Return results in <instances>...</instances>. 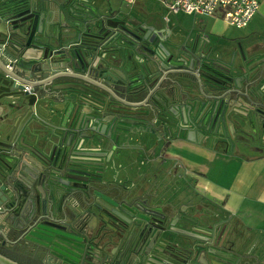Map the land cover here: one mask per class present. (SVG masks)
<instances>
[{
    "label": "water",
    "instance_id": "obj_1",
    "mask_svg": "<svg viewBox=\"0 0 264 264\" xmlns=\"http://www.w3.org/2000/svg\"><path fill=\"white\" fill-rule=\"evenodd\" d=\"M117 15L120 7L103 0H0V218L7 224L0 239L56 264H160L165 257L207 264L192 254L199 246L170 241L173 233L200 235L160 222L154 209L131 208L129 193L105 179L108 160L89 155L120 152L131 133L162 134L172 115L182 130L190 121L200 131L234 126L245 138L259 136L264 64L237 66L212 48L188 46L184 35L149 40L153 48L125 58L124 45L134 46L118 32L128 31L106 24ZM64 78L85 82L81 98L62 93L74 87L52 86ZM97 90L117 105L99 111L95 101L106 99ZM57 102L64 104L60 111ZM126 119L141 120L142 129ZM86 214L103 224L94 238L82 231ZM113 238L124 246L119 256L108 251ZM222 242L208 252L210 264H249L248 255L232 249L235 239ZM0 264L16 263L0 254Z\"/></svg>",
    "mask_w": 264,
    "mask_h": 264
},
{
    "label": "crops",
    "instance_id": "obj_2",
    "mask_svg": "<svg viewBox=\"0 0 264 264\" xmlns=\"http://www.w3.org/2000/svg\"><path fill=\"white\" fill-rule=\"evenodd\" d=\"M119 1L123 9L127 8L125 1ZM134 1L128 8L135 16L141 17L137 19L147 22V13L155 11L151 12L140 3L142 0ZM108 2L113 8L119 7L116 0ZM156 14L165 16L171 23L167 25L174 31L206 39L205 50H220L237 66H248L256 61L264 64V0H259L258 12L246 27L240 29L226 25L219 13L215 18L187 15L192 18L189 22H173L168 18L172 14L162 6L161 12ZM241 73L239 70L235 75ZM114 159L120 165L117 169L121 174L125 173L130 162L117 155ZM148 159L150 164L160 161L176 168L180 182L171 185L182 189L178 194L179 201L183 208L192 207L196 214L203 213L206 227L211 226L210 218L217 221L211 228L215 230L214 238L227 233V246L231 240H236L232 249L238 248L237 257L248 255L249 264H264V154L245 156L182 135L166 145L160 143L158 149L149 152ZM107 177H111V172ZM18 254L19 257L9 254L5 257L16 264H42L28 252Z\"/></svg>",
    "mask_w": 264,
    "mask_h": 264
},
{
    "label": "flooded vegetation",
    "instance_id": "obj_3",
    "mask_svg": "<svg viewBox=\"0 0 264 264\" xmlns=\"http://www.w3.org/2000/svg\"><path fill=\"white\" fill-rule=\"evenodd\" d=\"M104 1L108 2V0H103V2ZM134 2L135 1L131 3L126 2V4L128 6H131ZM108 4L113 8V6L109 2ZM128 6L125 9H123L122 6H119L121 11L123 12V15H117L113 17L112 20L106 21V24H109L110 26L120 27V25H122L121 29L128 31V34L121 30L118 32L120 37L124 35L133 43L134 46L133 48H131L127 45H124V50L122 51L123 57L128 58L130 55H134L135 52L143 54L144 51H148L149 48H153L149 45V40H152V42L157 41L158 38H170L171 40H178L180 35H184L185 37L189 38L190 42L186 43L188 46H201V48L205 50L206 39H196L194 37H191L190 35L183 34L182 32L174 31L167 25V23H170L168 20H166L167 18H165V16L163 15L156 14V12L147 13L146 20L148 21L143 22V19L139 20L141 17L135 16L134 13H132V11L128 8ZM17 13V11L13 12L12 16L16 15ZM14 20H18V18H14ZM56 20L57 22H59V17H56ZM4 38L5 37H0V40L3 39L1 44L4 43ZM162 44L165 45V43ZM214 51H217L221 55H223V52L220 50ZM39 59H41V57ZM118 60L119 58H115L114 61L117 63ZM120 62H122V60H119V63ZM125 63L128 64L126 61ZM38 67L44 68L45 66L44 64H41L38 65ZM6 68L9 69V65H6ZM66 68L68 69V72L72 71L71 65H66ZM39 79L40 78H38V80ZM36 80L37 79H33V81ZM85 85V82L80 79L64 78L61 82L55 83L52 86L74 87V89H66L62 93L67 95H74L77 98H81V96L83 95L82 90L84 89ZM97 92L100 95L104 96L106 99L103 102L95 101L94 104L99 111L104 112L108 109H112V107L117 105V103L109 101L111 100V98L106 93L98 90ZM13 105L17 106L16 103H14ZM63 105V102H57L56 104H54V108L55 110L60 111L63 108ZM3 112L4 110L0 105V119H2L3 117ZM65 113L66 112H64L61 118L65 116ZM34 115L37 118H43V116L38 112L34 113ZM110 117L111 116L109 115L105 116V119L109 120ZM174 117L175 116L172 115L171 119L166 120L162 124L165 129L162 134L153 136L145 135V133H138L136 135H134V133H131L126 138H123V141L125 140L126 144L124 146V149H122L120 152L118 151V149L111 148L97 153H90L89 156H100L108 160L106 164L107 169L105 179L113 182L121 191L124 190V192L129 193L127 203L131 208L144 209L148 207L149 210L154 209L155 213L152 211V216H155L160 222H168V224H172L171 228L173 229L184 230L193 234L195 233L200 235L201 239L203 240H198L190 236L183 237L178 233H173L171 235L170 241L171 243H178V241L184 240L190 246H199L198 248L192 249V254H200L198 258L199 262H207V264H210L209 257L211 255L208 252H212L213 249H217L219 244L222 242L225 233L217 235V238L215 237L214 241L209 240L208 236L212 232L211 228L217 221H214L212 218H210L211 226L210 228H208L203 221V213L196 214L195 210L192 207L183 208L178 196V194L182 192V189H179V187H177L176 185H171L180 182L181 177L178 173L175 172L176 168L169 163H166L164 165L158 160L157 163L150 164V159H148L149 152H153L158 149L160 147V143L166 145V143H169L175 137L184 135L188 139L199 138L201 142L206 145L215 146L216 148L228 151L239 152L238 147H240V149L246 150L248 152L264 154V133H261L262 130L260 129L259 136L253 135L252 137L245 138L234 126H230L225 130H221L220 128H218L216 132L211 126H204L203 130L200 131L199 129L191 126L190 121L189 123H186V129L182 130L181 128L176 127L177 122L175 119H173ZM43 119H46V117H44ZM231 119L237 118L233 117ZM126 120H129L131 122L133 119ZM131 123L138 124L139 126L137 127V129H142L141 125L143 122L141 120L136 119ZM129 128L132 129L133 126H129ZM116 155L121 156L130 162L127 171L123 174H121L120 169H117L120 165L114 159ZM110 172L111 177L108 178L107 175ZM82 218V231L86 232L88 236L94 238L95 236L103 232V224L97 219L96 216L86 214ZM149 218L152 217L149 216ZM0 228L2 230L7 229V224L3 223L1 221V218ZM226 236L222 242V246H224L227 240ZM10 243L11 242L0 239V254L4 256L9 254L12 257H19L18 253L21 252L20 249L12 246ZM121 244L122 243L120 241L118 242L116 238H113V244L109 245L108 251L113 252L114 256H119L124 250V246H121ZM169 250L173 253H177L176 249H173L171 247H169ZM25 252H28L30 253V255H32L28 250H25ZM33 257L40 259L42 261V264H56L52 261V258L50 256H48L47 258L36 256ZM217 261L219 262L220 259H217ZM142 264L154 263L144 261ZM160 264L181 263L176 258L165 257L162 259V262H160ZM239 264H242L241 260Z\"/></svg>",
    "mask_w": 264,
    "mask_h": 264
},
{
    "label": "built area",
    "instance_id": "obj_4",
    "mask_svg": "<svg viewBox=\"0 0 264 264\" xmlns=\"http://www.w3.org/2000/svg\"><path fill=\"white\" fill-rule=\"evenodd\" d=\"M128 3L134 0H125ZM172 15H202L215 18L219 13L222 21L237 29L247 26L259 10V0H158Z\"/></svg>",
    "mask_w": 264,
    "mask_h": 264
},
{
    "label": "rangeland",
    "instance_id": "obj_5",
    "mask_svg": "<svg viewBox=\"0 0 264 264\" xmlns=\"http://www.w3.org/2000/svg\"><path fill=\"white\" fill-rule=\"evenodd\" d=\"M116 1H117V4L120 6V1L119 0H116ZM137 1H139V0H137ZM140 3L144 4V6L146 8H149V10L151 12H154V11L155 12H161V6L156 0H142V1H140ZM124 8H125V6H124ZM168 18L170 20H172L173 22L174 21L189 22V20L192 19L191 17L184 15V14H181V13H179L177 15H168ZM202 19H204V18H202ZM230 27H232V26H230Z\"/></svg>",
    "mask_w": 264,
    "mask_h": 264
}]
</instances>
